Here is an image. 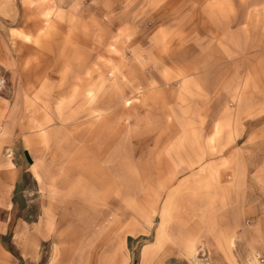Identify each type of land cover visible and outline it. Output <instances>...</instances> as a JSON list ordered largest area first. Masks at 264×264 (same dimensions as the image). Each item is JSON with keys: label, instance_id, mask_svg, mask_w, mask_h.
<instances>
[{"label": "rangeland", "instance_id": "obj_1", "mask_svg": "<svg viewBox=\"0 0 264 264\" xmlns=\"http://www.w3.org/2000/svg\"><path fill=\"white\" fill-rule=\"evenodd\" d=\"M236 149L264 173V0H0V264H168L146 251L168 187L226 183Z\"/></svg>", "mask_w": 264, "mask_h": 264}, {"label": "crops", "instance_id": "obj_2", "mask_svg": "<svg viewBox=\"0 0 264 264\" xmlns=\"http://www.w3.org/2000/svg\"><path fill=\"white\" fill-rule=\"evenodd\" d=\"M93 113L88 111L89 122L84 127L88 131L94 128V123L90 121ZM93 132L96 134V130ZM93 141L96 140L90 141L91 144H95ZM246 142L247 140H243L242 145ZM202 156V151L199 149L195 151L196 161ZM230 157L232 170L226 183L222 181L216 183V180H213V173L210 176L208 170L200 169L194 171L193 176L190 177L194 179L183 180L168 187L172 195L169 194L164 202L161 221L154 240L146 249L147 252L153 251L155 257L168 259V264H178L182 258H188L196 248L208 256L211 264H252L249 263V259L254 256L264 258V197L256 201L257 203L251 202L252 194L259 193L264 196V175H261L264 173L258 170V175H251L244 164L241 167L240 162H245L247 154L240 149L233 150ZM179 166L175 164L172 167L170 176L168 175L160 185L162 188L166 187L170 179L179 172ZM86 179L92 180L91 182L94 180L90 175ZM63 182L60 185L67 184ZM76 187L78 188L77 182L68 184L66 195L77 196ZM184 191L187 195L183 197ZM193 191L196 194L208 192L216 194V198L212 199L214 203H208L209 198L202 195L191 197ZM115 193L119 195L118 191ZM105 196L103 195L102 200ZM2 200L0 203H3ZM123 201L132 202L126 197ZM177 201H186L188 207L181 211L175 210ZM67 204L69 202L60 207H51L52 211L45 213L44 220L47 224H50L51 220L54 222L52 230L54 229L58 236L67 234V239L60 241L56 247V258L61 248L71 250L74 247L75 239L82 229L79 225H75L79 226L76 228L72 226ZM160 232L161 243L156 246Z\"/></svg>", "mask_w": 264, "mask_h": 264}, {"label": "built area", "instance_id": "obj_3", "mask_svg": "<svg viewBox=\"0 0 264 264\" xmlns=\"http://www.w3.org/2000/svg\"><path fill=\"white\" fill-rule=\"evenodd\" d=\"M198 254L200 255V257L204 258L205 257V254L201 251H198ZM260 262H264V259H259Z\"/></svg>", "mask_w": 264, "mask_h": 264}, {"label": "bare ground", "instance_id": "obj_4", "mask_svg": "<svg viewBox=\"0 0 264 264\" xmlns=\"http://www.w3.org/2000/svg\"><path fill=\"white\" fill-rule=\"evenodd\" d=\"M158 236H159V238L161 237V232L159 233V235H158ZM159 238L157 239V241L159 240Z\"/></svg>", "mask_w": 264, "mask_h": 264}]
</instances>
